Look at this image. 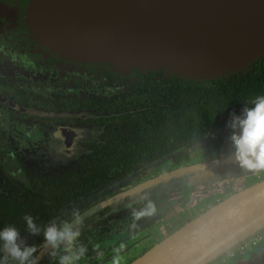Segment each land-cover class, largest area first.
<instances>
[{
  "label": "flooded vegetation",
  "instance_id": "obj_1",
  "mask_svg": "<svg viewBox=\"0 0 264 264\" xmlns=\"http://www.w3.org/2000/svg\"><path fill=\"white\" fill-rule=\"evenodd\" d=\"M30 1L0 0V218H7L14 206L20 216L27 205L38 210L33 215L42 219L38 224L41 226L54 219H69L73 209L91 213L85 220L103 209L120 218L132 217L106 235L100 234L104 230L100 228L80 261L109 264L115 255L105 260L106 251H119L120 256L130 247L136 248L139 241L148 243L154 236L156 232L138 231L137 235L134 231L127 235L130 240L116 247L112 244L105 250L100 246L115 231L131 230L130 225L138 220L133 213L146 209L154 198L160 200L156 211L140 218L149 221L168 218L165 232L172 233L177 223L183 225L257 183L245 186L244 176L253 170L242 168L236 160L230 139L233 130L228 125L195 142L189 141L171 155L139 165L122 181L98 183L101 176L81 177L86 162L107 152L112 134L120 132L119 120L126 114L120 108L138 106L140 90L134 81L141 75L132 76L127 82L124 77L106 74L98 66L78 63L59 54L29 26ZM135 110L133 107L132 111ZM56 133L73 134L79 139L70 143L73 155L66 161L54 160L46 150L49 139ZM174 172L178 173L168 177ZM206 190L219 194L210 207L196 203ZM220 196H224L222 200H218ZM193 205L188 216L184 211ZM21 225V221L17 222L21 234L27 235V227ZM260 233L262 242L264 229ZM41 241L42 234L28 237V243L38 247ZM260 245L258 254H248L250 257L242 258L238 264H264V243ZM215 261L210 264H220ZM39 264H58V259L43 253Z\"/></svg>",
  "mask_w": 264,
  "mask_h": 264
},
{
  "label": "water",
  "instance_id": "obj_2",
  "mask_svg": "<svg viewBox=\"0 0 264 264\" xmlns=\"http://www.w3.org/2000/svg\"><path fill=\"white\" fill-rule=\"evenodd\" d=\"M27 19L59 54L121 75L141 70L210 79L264 53V0H31ZM249 41L258 45L248 47ZM263 229L264 179L128 264H210Z\"/></svg>",
  "mask_w": 264,
  "mask_h": 264
},
{
  "label": "trees",
  "instance_id": "obj_3",
  "mask_svg": "<svg viewBox=\"0 0 264 264\" xmlns=\"http://www.w3.org/2000/svg\"><path fill=\"white\" fill-rule=\"evenodd\" d=\"M76 62L98 66L106 74L124 77L127 82L130 77L141 75L134 81L140 90L138 106L120 108L126 112L119 120L120 132L112 134L107 152L92 156L84 165L81 177L87 175L90 179H97L101 176L98 183L102 180L104 183L116 179L122 181L139 165L153 162L162 155H171L189 141L195 142L209 132L223 130L231 113L241 114L242 108L250 106L256 96L264 95V53L239 70L210 79H190L163 71L141 70L121 75L107 65ZM133 107L135 111H132ZM75 182L80 183L79 180ZM159 203L160 200L154 198L155 211ZM35 211L38 210L27 205L19 216L16 206L11 207L8 217L0 218V230L10 225L17 227L20 221L22 228H26L23 220L26 214L33 216L39 224L42 219L33 215ZM129 219L132 217L120 218L103 209L84 221L79 243L89 248L91 239L100 228H104L100 234L106 235ZM181 226L177 223L175 230Z\"/></svg>",
  "mask_w": 264,
  "mask_h": 264
},
{
  "label": "clouds",
  "instance_id": "obj_4",
  "mask_svg": "<svg viewBox=\"0 0 264 264\" xmlns=\"http://www.w3.org/2000/svg\"><path fill=\"white\" fill-rule=\"evenodd\" d=\"M246 105H249L246 102ZM228 127L235 149L234 155L242 168L264 171V95L256 96L250 106H245L241 114L231 113ZM155 206L140 212H134L139 219L151 214ZM91 213H81L73 209L70 218L62 221L52 220L46 226L38 225L31 215H24L27 235H22L15 226H6L0 230V264H39L41 255L58 259V264H79L88 252V248L79 243L84 221ZM42 234L39 247L28 243V237H38ZM41 253V255H38ZM120 256H113L111 264H120Z\"/></svg>",
  "mask_w": 264,
  "mask_h": 264
},
{
  "label": "rangeland",
  "instance_id": "obj_5",
  "mask_svg": "<svg viewBox=\"0 0 264 264\" xmlns=\"http://www.w3.org/2000/svg\"><path fill=\"white\" fill-rule=\"evenodd\" d=\"M248 47L249 46H253L256 47L258 44L254 43L252 41H249L247 43ZM78 137L74 136L73 134H70V136H66V135H60L58 133L54 134L48 141V144L46 146V150L48 151V153L50 154V156H52V158L54 160H63L66 161L68 159H70L69 157H72V149L73 147H71L70 143H74L76 141H78ZM262 174H264V171H258V170H253L250 174L245 175V179H247L245 186H249L255 182L261 181L264 179V176H262ZM243 184V182H241ZM239 185V184H236ZM243 186V185H242ZM202 195H204L202 198L196 200V203L200 204V206H212V204L214 203L213 200L215 199V197H217L219 194L213 191H205ZM224 196H220V198H218V200H222ZM193 207H195V205H193L192 207H190L188 210L186 209L184 211V213L191 215V212L189 210L193 209ZM171 216V215H167ZM166 220H169L168 218H164V219H158V220H153V221H149L147 220V218H139L137 221H135L134 224L130 225L131 230H125V229H121L120 231H115V233H112V235L110 237H108L106 240H102L100 242V246L104 247L105 250L107 249V247L111 246L112 244H115V247L120 243L123 242L125 240H130L131 236H127L128 234L134 233V231H136V234L138 235V231H140L142 233H148V234H154V236H152V238L150 239V241L144 245V247L139 251L138 254L135 255V257L141 255L142 253H144L147 249H149L151 246H153L154 244H156L157 242H159L160 240H162L163 238H165L166 236H168L169 234H171L170 232H165V230H168V226H167V222H165ZM139 234V235H140ZM137 235H134V237H136ZM262 235V234H261ZM261 242V241H260ZM259 242L258 245H256L254 248L250 249L248 252H246L245 254H237L236 257H234L233 259H230L226 262V264H229L231 261H233L234 263L238 264L239 260H242V258H246V257H250V255H254V254H258L259 252V247L261 246L260 244L264 241H262L261 243ZM126 245V244H125ZM113 246V245H112ZM123 252L125 249H121ZM144 251V252H143ZM119 252V251H118ZM118 252H116L115 250H113V252H109L106 251L105 254L103 255V259L107 260L109 259L111 256L113 255H117ZM134 257V256H133ZM132 256L127 259V262H130V260L134 259ZM86 260V259H85ZM101 260V259H100ZM83 262H79V264H88V261H84ZM121 262H125V261H121ZM216 261H214L215 263ZM213 263V264H214ZM126 264V263H124Z\"/></svg>",
  "mask_w": 264,
  "mask_h": 264
},
{
  "label": "built area",
  "instance_id": "obj_6",
  "mask_svg": "<svg viewBox=\"0 0 264 264\" xmlns=\"http://www.w3.org/2000/svg\"><path fill=\"white\" fill-rule=\"evenodd\" d=\"M262 239V235L257 233L249 236L243 241L231 247L227 252L217 258L220 264H225L228 260L233 259L237 254H244L254 248Z\"/></svg>",
  "mask_w": 264,
  "mask_h": 264
},
{
  "label": "crops",
  "instance_id": "obj_7",
  "mask_svg": "<svg viewBox=\"0 0 264 264\" xmlns=\"http://www.w3.org/2000/svg\"><path fill=\"white\" fill-rule=\"evenodd\" d=\"M257 233H259V234H261L260 233V231L259 232H257ZM257 233H255V234H257ZM254 234V235H255ZM132 241H135L134 239L132 240ZM138 242V241H137ZM147 244V241L146 240H142V241H139V244L137 245V247L136 248H134V247H130V249L127 251V252H125V253H123L122 255H120V264H124L125 262H121V261H126L127 259H129L131 256L133 257H135V255L136 254H138L139 253V251L144 247V245H146ZM133 257V258H134ZM136 258V257H135ZM109 264H111L110 262H108Z\"/></svg>",
  "mask_w": 264,
  "mask_h": 264
}]
</instances>
